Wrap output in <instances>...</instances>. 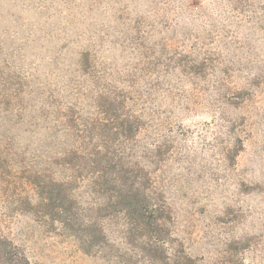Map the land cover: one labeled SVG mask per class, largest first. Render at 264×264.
Masks as SVG:
<instances>
[{"label":"rangeland","instance_id":"374dc122","mask_svg":"<svg viewBox=\"0 0 264 264\" xmlns=\"http://www.w3.org/2000/svg\"><path fill=\"white\" fill-rule=\"evenodd\" d=\"M183 262L264 264V0H0V264Z\"/></svg>","mask_w":264,"mask_h":264},{"label":"trees","instance_id":"16d2710c","mask_svg":"<svg viewBox=\"0 0 264 264\" xmlns=\"http://www.w3.org/2000/svg\"><path fill=\"white\" fill-rule=\"evenodd\" d=\"M68 178L70 177L63 176L61 177V179L48 177V181L42 183L41 191L39 192V198L31 208L45 212V214L48 215L51 220H58L60 226L64 230L67 229V232H70V230L78 229L83 221L81 223L77 213L73 211V208H75V206L72 204L73 193L69 192L68 190L69 184L71 183V180H69ZM95 183L106 188L107 190L114 191L115 194L113 195V197L115 199H124L126 197L132 198L130 194L124 193L123 195H118V193H120L121 191H125V189L128 190L133 188L134 190H137L141 188L140 185L139 187H134L133 181L128 178H120L115 176L106 177L105 175H102V178L98 177ZM42 189L46 191L44 192L42 191ZM27 204L29 205L30 203L27 202ZM132 204L133 209H136L137 203H133L132 201L131 205ZM137 216H139L142 220L140 222H135L133 227L134 230L138 231L144 226L149 225V227H151V223L147 224V222L144 221L143 213L137 211ZM90 220L92 219H89L87 220V223H84L85 229L87 230L84 231V233H82L79 237L78 245L79 248H81V250H83L84 252H89L90 248L94 245L95 239H102L107 236L103 225L99 226L98 224H96V221H98L97 218L94 220V222ZM91 228H93L94 232L91 230ZM184 258L186 259L187 257ZM183 264L186 263L183 262Z\"/></svg>","mask_w":264,"mask_h":264}]
</instances>
